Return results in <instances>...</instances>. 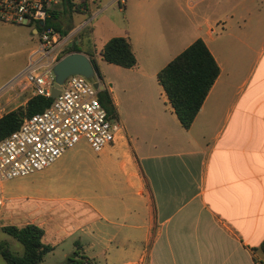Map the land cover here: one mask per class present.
Masks as SVG:
<instances>
[{
    "label": "crops",
    "instance_id": "1",
    "mask_svg": "<svg viewBox=\"0 0 264 264\" xmlns=\"http://www.w3.org/2000/svg\"><path fill=\"white\" fill-rule=\"evenodd\" d=\"M73 2L80 13L65 14L61 0L53 10L64 48L85 44L80 52L96 58L118 120L122 104L106 87L116 74L148 106L103 152L89 145L85 166L73 147L13 179L9 193L3 182L0 218L44 229L54 250L41 264H69L73 255L79 264H264V0ZM75 14L89 18L77 27ZM114 37H129L136 67L104 64L100 52ZM198 39L221 73L187 130L170 102L156 101L157 93L168 99L158 74ZM11 237L9 248L22 255Z\"/></svg>",
    "mask_w": 264,
    "mask_h": 264
},
{
    "label": "built area",
    "instance_id": "2",
    "mask_svg": "<svg viewBox=\"0 0 264 264\" xmlns=\"http://www.w3.org/2000/svg\"><path fill=\"white\" fill-rule=\"evenodd\" d=\"M59 0H0V21L37 27L51 17ZM62 36L47 29L40 33V44L31 55L23 74L33 88V96L52 98L54 65L65 50ZM95 82L83 75L67 78L61 92L43 112L26 118L21 127L0 140V206L5 203L1 184L24 178L52 166L69 149L85 138L95 153L113 145L123 133L121 123L109 117L99 100ZM0 89V119L19 95L3 103Z\"/></svg>",
    "mask_w": 264,
    "mask_h": 264
},
{
    "label": "trees",
    "instance_id": "3",
    "mask_svg": "<svg viewBox=\"0 0 264 264\" xmlns=\"http://www.w3.org/2000/svg\"><path fill=\"white\" fill-rule=\"evenodd\" d=\"M61 2L66 7L64 13L69 15L80 13L83 7V4H75L73 0H61ZM57 16V12L53 11L44 26H37L39 33L47 29L59 32ZM67 33L65 32L64 35ZM74 52H80L76 44L65 49L60 59ZM100 55L105 62L127 69L134 68L138 64L129 37L110 39L101 50ZM91 60L102 81L103 74L98 61L96 58ZM220 73L219 64L202 39L195 41L159 72L158 81L185 129L188 130L193 125ZM99 100L107 110L109 117L117 118V108L108 90L99 91ZM53 101L54 99L51 97L35 95L28 100L25 106L9 111L0 119V140L6 139L18 130L26 118L43 112ZM2 229L24 247V253L19 255L11 251L9 247L0 245V254L7 264H41L46 255L54 250V246L44 243L45 231L36 224L7 225ZM262 250L264 252V243ZM69 264H79V262L70 258Z\"/></svg>",
    "mask_w": 264,
    "mask_h": 264
},
{
    "label": "rangeland",
    "instance_id": "4",
    "mask_svg": "<svg viewBox=\"0 0 264 264\" xmlns=\"http://www.w3.org/2000/svg\"><path fill=\"white\" fill-rule=\"evenodd\" d=\"M56 5L57 4H55L54 8ZM74 16L76 19L75 26L77 27H80L89 18L88 16H81L77 14ZM34 30L35 27H31L29 25H17L0 21V89H3L4 93L2 102L4 104L8 103L10 98L13 99L16 96L21 95L20 99L8 105V112L19 108L26 98H31L33 96L32 87L28 86L26 81L22 82V78L24 72L31 62L32 51L40 44V36L36 34ZM86 35L83 38L85 43H87ZM76 38L77 37H75V39ZM91 41L92 43L94 42L93 39H91ZM70 47L71 45L67 46L66 49ZM78 48L84 51L86 46L85 44H80L78 45ZM62 53L60 54V57ZM104 64L107 65L108 63ZM114 79L110 80L109 83L106 84V87H109L112 93L116 95L118 101H120L122 104L121 109L124 112V117H122V120H118L117 118H115V120L130 130V127L132 128L134 123H139L141 115L148 106L149 99L145 93H125L117 84V74L115 75ZM93 81L95 82L97 79ZM100 83L102 84V82ZM156 101L161 106L169 105L168 99H166L165 95L162 96L160 93L156 94ZM129 137L131 138V134ZM74 148L77 155L82 156L85 159L83 166L89 163V144L87 140L85 138H81L79 143ZM43 174H36L32 178H42ZM19 181L20 180L5 181L4 193H9L10 189L16 186ZM1 210L2 208L0 207V211ZM2 225L7 226L9 225V222L4 218H0V245L9 247L6 242V238H9L10 236L3 232ZM9 249L11 251H15L13 246ZM71 258L76 259L75 255H73ZM51 260L54 261V259ZM51 260H49L48 264L52 263ZM55 260L58 262L57 264H67L66 262H61L62 260L60 258ZM0 264H6V261L1 256Z\"/></svg>",
    "mask_w": 264,
    "mask_h": 264
},
{
    "label": "water",
    "instance_id": "5",
    "mask_svg": "<svg viewBox=\"0 0 264 264\" xmlns=\"http://www.w3.org/2000/svg\"><path fill=\"white\" fill-rule=\"evenodd\" d=\"M44 22L40 23V26H44ZM36 33L39 30L36 28ZM55 75V85L52 90V98L55 99L61 92V86L65 83L68 77L73 75H83L88 79L95 80V88L102 89L101 80L99 79L92 60L81 52L70 53L61 58L53 68Z\"/></svg>",
    "mask_w": 264,
    "mask_h": 264
}]
</instances>
